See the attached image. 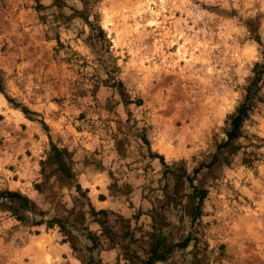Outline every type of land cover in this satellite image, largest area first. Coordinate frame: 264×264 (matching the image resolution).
I'll list each match as a JSON object with an SVG mask.
<instances>
[{
	"label": "rangeland",
	"instance_id": "rangeland-1",
	"mask_svg": "<svg viewBox=\"0 0 264 264\" xmlns=\"http://www.w3.org/2000/svg\"><path fill=\"white\" fill-rule=\"evenodd\" d=\"M85 1L0 0V264H264V0Z\"/></svg>",
	"mask_w": 264,
	"mask_h": 264
},
{
	"label": "trees",
	"instance_id": "trees-1",
	"mask_svg": "<svg viewBox=\"0 0 264 264\" xmlns=\"http://www.w3.org/2000/svg\"><path fill=\"white\" fill-rule=\"evenodd\" d=\"M88 3H89L88 0L85 1V4H88ZM84 13L87 14L88 10H86ZM92 29H97L100 32V34L102 35V30L99 28V26H96L95 24L92 23ZM257 66L258 65L255 64V67H257ZM260 71L256 72L257 75L255 76L251 85L247 88V94H246L244 101L242 103H240V105L236 109L235 115L231 118V122H230L231 128L227 132V141L226 142L237 137L241 123L248 116V114L251 110V106H252L251 98H252V95L255 93L256 88H257L256 85H257L258 81L260 80L261 73H262ZM7 99L11 103L15 104L10 98H7ZM21 110L24 114L28 115L29 118H31V115L34 114V112H31L25 106H21ZM39 122L44 125V122H42V121H39ZM52 149L56 151L57 155L59 154L57 148L54 145H52ZM63 168H65V163H64V161H61L60 170H63ZM0 208H8V209L12 210L13 213L15 215H17V218L19 220L23 219V216L20 215L21 212H23L25 210H28V211L32 210V206L30 205V201H29L27 196L19 193L18 191H13V190H8V189L0 190ZM41 223H42V221L40 220L36 224L39 225ZM54 223H57L59 225L60 230L64 229L61 221L58 219H55V218L51 219V220H47L46 226L52 227V225ZM188 242H189V238L187 237L182 242L174 244V247H180V248L185 247ZM89 248H93V245L90 246ZM159 259H162V257L151 255L145 261V264H151V262L153 260H159Z\"/></svg>",
	"mask_w": 264,
	"mask_h": 264
}]
</instances>
